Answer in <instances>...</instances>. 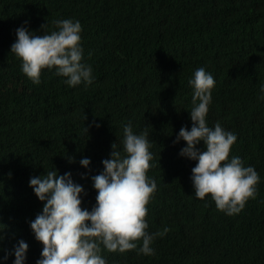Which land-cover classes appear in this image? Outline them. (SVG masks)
I'll return each mask as SVG.
<instances>
[{
  "label": "trees",
  "instance_id": "16d2710c",
  "mask_svg": "<svg viewBox=\"0 0 264 264\" xmlns=\"http://www.w3.org/2000/svg\"><path fill=\"white\" fill-rule=\"evenodd\" d=\"M68 17L83 25L84 60L96 79L89 88L70 86L45 68L36 84L17 68L11 51L15 29L27 20L42 34V25L50 32L58 27L56 19ZM200 66L216 80L209 125L219 121L236 132L230 155L243 157L261 177L257 197L234 215L195 195L196 161L180 155L185 140L174 143L181 126L190 129L193 123L189 78ZM262 84L264 0H0V257L24 233H30L24 238L26 264H36L41 255L43 244L30 221L44 202L30 177L70 170L86 189L82 206L91 209V176L103 170L114 141L122 150L123 127L131 121L135 131H149L150 173L161 181L165 205L164 219L149 230L170 231L155 238V255L104 249L108 264H264ZM33 122L35 129H28ZM198 147L203 150V141ZM82 156L91 157L89 167L79 163ZM13 259L14 254L0 264Z\"/></svg>",
  "mask_w": 264,
  "mask_h": 264
},
{
  "label": "clouds",
  "instance_id": "9594fccd",
  "mask_svg": "<svg viewBox=\"0 0 264 264\" xmlns=\"http://www.w3.org/2000/svg\"><path fill=\"white\" fill-rule=\"evenodd\" d=\"M53 23L58 27L49 32L44 24L42 34L31 29L27 20L15 29L17 38L11 51L19 63L17 68L36 84L41 83L46 68L54 69L70 86L84 84L89 88L96 77L93 66L84 60L81 21L68 17ZM189 84L193 87L190 109L193 123L190 129L181 126L174 143L185 140L180 155L196 161L191 170L195 195L214 200L217 208L228 215L240 213L246 203L257 197L261 177L254 165L245 164L243 157L230 155L238 134L219 121L214 126L208 123L216 84L213 73L204 66L197 67ZM259 96L264 99V84ZM34 119L37 121L36 115ZM36 124L26 126L34 130ZM123 131L122 150L114 141L109 157L102 160L103 170L91 176L96 197L91 209L82 206L86 189L74 181L70 170L60 174L54 168L30 177V186L44 202L42 210L30 221L35 238L43 244L36 264H108L104 249L142 256L156 254L155 238L166 235L170 227L156 232L149 230V226L161 222L165 216L159 191L161 181L150 173L154 157L150 150L152 141L147 127L137 132L131 121L124 125ZM201 141L203 150L198 147ZM79 163L87 168L91 157L82 156ZM150 216L155 220L149 219ZM255 225L262 228L263 219ZM29 235L24 233L11 249L4 250L0 260L6 261L14 254L12 264H26L29 243L24 238Z\"/></svg>",
  "mask_w": 264,
  "mask_h": 264
}]
</instances>
